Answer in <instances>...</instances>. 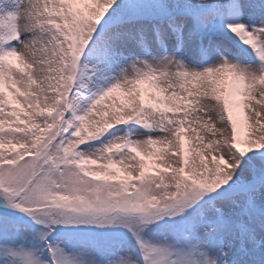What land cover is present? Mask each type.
<instances>
[{"label":"snow or ice","instance_id":"1","mask_svg":"<svg viewBox=\"0 0 264 264\" xmlns=\"http://www.w3.org/2000/svg\"><path fill=\"white\" fill-rule=\"evenodd\" d=\"M0 264H264V0H0Z\"/></svg>","mask_w":264,"mask_h":264}]
</instances>
